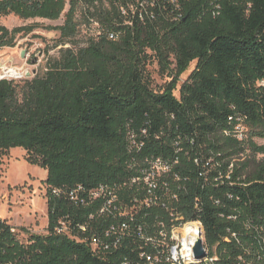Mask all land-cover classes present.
Returning a JSON list of instances; mask_svg holds the SVG:
<instances>
[{"label": "trees", "instance_id": "1", "mask_svg": "<svg viewBox=\"0 0 264 264\" xmlns=\"http://www.w3.org/2000/svg\"><path fill=\"white\" fill-rule=\"evenodd\" d=\"M175 1L158 0L149 17L126 20L103 0H0V17L64 14L55 28L63 48L44 73L19 91L0 80V158L21 148L47 172L46 234L21 243L0 221V263L119 264L54 234L55 224L87 222L93 210L68 200L80 185L116 184L126 203L146 197L147 187L130 181L156 159L170 169L154 197L167 203L177 193L175 208L184 221L201 222L219 261L233 262L264 231V146L255 142L264 140V0ZM36 27L0 26V48H14ZM170 58L178 73L193 64L179 98L150 85L148 64ZM232 233L237 241L224 242Z\"/></svg>", "mask_w": 264, "mask_h": 264}, {"label": "built area", "instance_id": "2", "mask_svg": "<svg viewBox=\"0 0 264 264\" xmlns=\"http://www.w3.org/2000/svg\"><path fill=\"white\" fill-rule=\"evenodd\" d=\"M103 1L115 4L120 16L126 20L149 17L152 14L148 8L158 2ZM118 34L112 31L109 38L114 40ZM243 131L242 126L236 127L238 139H242ZM169 169V165L160 159L148 162L140 170L141 175L132 177L130 181L131 184L142 182L147 187V196H136L127 203L120 200V187L116 184H100L90 190L82 185L75 187L68 193V200L74 206L91 208L92 214L85 224L75 227L68 220L60 219L53 233L87 244L95 255L103 259L116 257L119 264H264V231L257 232L254 242L233 262H221L217 248L207 242L201 222L182 219L178 208L174 206L178 201L177 193H168L167 203L154 197L157 179ZM52 194L58 196L59 192L52 190ZM150 209L157 212L149 214ZM11 232L16 234L14 229ZM236 239L235 233L223 237L224 242ZM198 241L203 247L202 258H196L194 254Z\"/></svg>", "mask_w": 264, "mask_h": 264}, {"label": "rangeland", "instance_id": "3", "mask_svg": "<svg viewBox=\"0 0 264 264\" xmlns=\"http://www.w3.org/2000/svg\"><path fill=\"white\" fill-rule=\"evenodd\" d=\"M63 22L64 14L57 21H23L13 15L0 17V26L9 30L37 25L29 35L17 37L14 48H0V80L14 82L19 91L25 82L42 75L47 61L57 58L63 48L59 43V32L55 30ZM72 45L67 44L64 48ZM192 68L193 64L186 71L178 73L171 58L163 66L151 60L147 67L151 88L155 91L170 89L179 98V89ZM255 142L258 146H264V140L257 139ZM46 175L44 169L27 162L26 153L21 148L10 149L0 158V221H5L16 231L21 243L25 242L27 234H46Z\"/></svg>", "mask_w": 264, "mask_h": 264}, {"label": "water", "instance_id": "4", "mask_svg": "<svg viewBox=\"0 0 264 264\" xmlns=\"http://www.w3.org/2000/svg\"><path fill=\"white\" fill-rule=\"evenodd\" d=\"M194 254L196 258H202L204 256L203 247L200 241L195 244Z\"/></svg>", "mask_w": 264, "mask_h": 264}, {"label": "bare ground", "instance_id": "5", "mask_svg": "<svg viewBox=\"0 0 264 264\" xmlns=\"http://www.w3.org/2000/svg\"><path fill=\"white\" fill-rule=\"evenodd\" d=\"M11 72H14L13 70H11Z\"/></svg>", "mask_w": 264, "mask_h": 264}]
</instances>
